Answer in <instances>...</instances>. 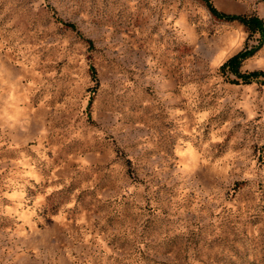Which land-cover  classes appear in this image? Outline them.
I'll use <instances>...</instances> for the list:
<instances>
[{
    "label": "rangeland",
    "instance_id": "rangeland-1",
    "mask_svg": "<svg viewBox=\"0 0 264 264\" xmlns=\"http://www.w3.org/2000/svg\"><path fill=\"white\" fill-rule=\"evenodd\" d=\"M260 42L205 0H0V264H264V84L220 69Z\"/></svg>",
    "mask_w": 264,
    "mask_h": 264
},
{
    "label": "trees",
    "instance_id": "trees-1",
    "mask_svg": "<svg viewBox=\"0 0 264 264\" xmlns=\"http://www.w3.org/2000/svg\"><path fill=\"white\" fill-rule=\"evenodd\" d=\"M207 3L210 11L212 14L221 20L225 21H239L243 24H245L249 29H251L254 32H259L261 36V42L259 46L262 43V39L264 38V20L260 18L259 16L252 15V16H246V15H234V14H228L221 12L217 9V7L211 2V0H205ZM258 47H252L241 50L231 58H229L226 62H224L220 69L222 71H231L233 74L237 76V79L234 82H243V83H252L254 81H260L264 84V71H252V72H242L241 71V65L245 59L252 56Z\"/></svg>",
    "mask_w": 264,
    "mask_h": 264
}]
</instances>
